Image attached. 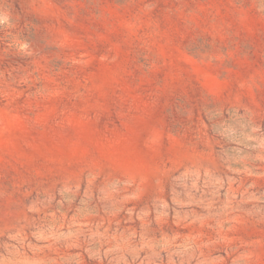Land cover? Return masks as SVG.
Returning a JSON list of instances; mask_svg holds the SVG:
<instances>
[{
  "label": "rangeland",
  "instance_id": "1",
  "mask_svg": "<svg viewBox=\"0 0 264 264\" xmlns=\"http://www.w3.org/2000/svg\"><path fill=\"white\" fill-rule=\"evenodd\" d=\"M0 264H264V0H0Z\"/></svg>",
  "mask_w": 264,
  "mask_h": 264
}]
</instances>
